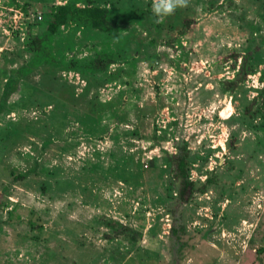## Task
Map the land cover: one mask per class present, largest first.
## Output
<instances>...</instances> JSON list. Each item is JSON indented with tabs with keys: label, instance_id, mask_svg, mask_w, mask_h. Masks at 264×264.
Masks as SVG:
<instances>
[{
	"label": "rangeland",
	"instance_id": "1",
	"mask_svg": "<svg viewBox=\"0 0 264 264\" xmlns=\"http://www.w3.org/2000/svg\"><path fill=\"white\" fill-rule=\"evenodd\" d=\"M112 1L123 33L70 25L58 51L75 44L66 55L113 53V81L97 88L62 71L38 94L39 70L0 109V264H264V121L246 114L262 102L264 0H190L161 24L152 0ZM17 3L0 0V103L28 57L16 55L29 24L42 21L43 6L67 1ZM249 53L257 72L243 82ZM56 96L78 105L61 108ZM91 101L111 103L116 118L103 111L85 124ZM23 120L31 130L20 139L12 129ZM182 142L196 159L191 181L211 179L187 200L167 162ZM59 181L74 188L59 192ZM109 222L136 231L135 243ZM176 227H185L181 244Z\"/></svg>",
	"mask_w": 264,
	"mask_h": 264
},
{
	"label": "trees",
	"instance_id": "2",
	"mask_svg": "<svg viewBox=\"0 0 264 264\" xmlns=\"http://www.w3.org/2000/svg\"><path fill=\"white\" fill-rule=\"evenodd\" d=\"M66 1L67 3L65 5H45V7L43 6L42 13L44 15V18H42V21L38 22L36 20V22L29 24L30 31L27 36L28 38L24 43L25 47L23 50L17 52L16 55L20 58H24V55L26 54L28 57L23 60V62L18 68L13 69L9 77L8 83L4 85L0 109L4 110L8 103V97L14 91L17 90V86L21 82L26 85L32 84L33 80L29 78L32 74L36 73L39 70H42L41 72L44 75V79L42 78V80L34 86L37 87L35 88V90H37L38 94H43V89L45 88L47 79L49 81L51 80L50 82L53 83L57 74L62 71H71L81 74L84 78L88 79V81L93 80L97 88L104 85L106 82L114 80V77H111L112 75H110L111 73L109 74L111 66H113L117 61L113 53L103 51L101 49L96 50V47L94 46L95 53L87 58H73L66 55V50H75V44L69 45L68 47L64 46L65 50L61 55L58 51V49L63 46L60 44L61 38L63 36V28L67 26L69 27L70 25L75 24L77 26H82L90 30L101 31V33L111 36L115 33H123L125 29L122 27L124 25L119 26L120 20L116 17V10L112 9L109 6L110 3L108 5V1L110 0H104V2L102 0ZM16 3L17 0H12V5ZM19 4L20 3H17L16 7L21 8L23 10V13H25L26 17H28L30 14L28 12L29 8L27 6L25 7ZM130 9L132 10V7H130ZM132 15H134L135 17L137 16L134 11ZM132 36L133 33L128 34L124 37L126 38V40L131 41ZM253 59V53H249V55L244 58L241 71L238 75V77L241 78L240 80L243 82L246 80L248 75H252L257 72V69L253 67L251 63ZM9 63L15 64L16 60L10 61ZM262 81L264 82V75H262ZM236 82L237 80L233 82H228V84L236 86L238 85V83ZM59 85H61V87H65L64 84ZM56 97L60 98V96ZM259 98H261L262 102L259 105L258 109L254 112L253 109H249L247 110L246 114L251 116V119L254 118V120L259 115L264 121V89L259 93ZM60 100L61 108H65L66 105H68V102H72L74 103L73 105L76 106L78 105L76 99L73 100L60 98ZM33 102L34 105H36L37 102L35 100ZM256 102L257 101H254V104ZM110 104L100 106L97 105V103H95L94 101H91V107H88V105L86 106V109L89 111L86 115H84V118L86 119L84 123L88 124V122H90L94 124V122L96 121L95 124H97V120H103V116L100 115L103 111L111 113V116L116 118L117 113L116 111L111 109ZM65 117H67V113H65ZM25 120L13 123L17 126L16 129L13 128L12 130L16 131L15 133L19 135L20 139H22L21 136H24L23 132L29 133V131L31 130V128H29L30 123L26 122ZM13 135L14 134H12L11 136ZM230 147L232 148L231 145ZM194 161H196V159L193 158L191 151L188 150L187 145L183 142L178 147V153L174 156H170L169 158H167L168 164H173V166H175L176 168L175 177L178 182L180 196L185 200L189 199L188 197L190 196H194L197 192L205 193L211 183V179H208L205 184L198 186L196 182L191 181L190 168ZM51 175L54 174L49 173L50 178L52 177ZM19 178L23 179L22 176H19ZM74 182L75 181H59L57 183L56 189L60 192V190L62 189L61 187L63 185L65 187H69V189H73L74 187H72V183ZM48 186L51 187V190H53V185L50 182H48ZM2 206L3 204H0V209L2 208ZM106 226L111 228L112 234H124L125 238L130 239L132 243H135V240H137L139 236L133 229L124 227L119 223L109 222L106 224ZM184 229L185 227H182V229L176 227L172 230V233L176 237V242L180 243V234L183 232Z\"/></svg>",
	"mask_w": 264,
	"mask_h": 264
},
{
	"label": "clouds",
	"instance_id": "3",
	"mask_svg": "<svg viewBox=\"0 0 264 264\" xmlns=\"http://www.w3.org/2000/svg\"><path fill=\"white\" fill-rule=\"evenodd\" d=\"M189 4L190 0H152L155 23H163L165 18L173 15L178 9L187 8Z\"/></svg>",
	"mask_w": 264,
	"mask_h": 264
},
{
	"label": "bare ground",
	"instance_id": "4",
	"mask_svg": "<svg viewBox=\"0 0 264 264\" xmlns=\"http://www.w3.org/2000/svg\"><path fill=\"white\" fill-rule=\"evenodd\" d=\"M232 111H233L232 107H231V106H228V107L224 110V112H223L224 117L227 118V117L231 114ZM224 119H225V118H224Z\"/></svg>",
	"mask_w": 264,
	"mask_h": 264
}]
</instances>
